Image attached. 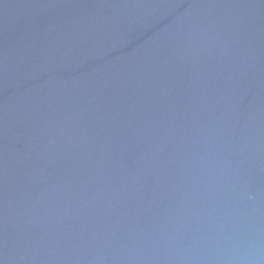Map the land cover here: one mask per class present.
<instances>
[{
	"label": "water",
	"instance_id": "95a60500",
	"mask_svg": "<svg viewBox=\"0 0 264 264\" xmlns=\"http://www.w3.org/2000/svg\"><path fill=\"white\" fill-rule=\"evenodd\" d=\"M0 264H264V0H0Z\"/></svg>",
	"mask_w": 264,
	"mask_h": 264
}]
</instances>
